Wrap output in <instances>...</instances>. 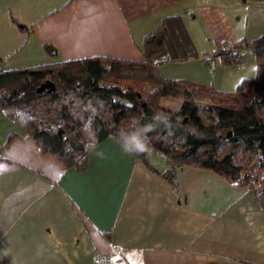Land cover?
<instances>
[{
	"label": "crops",
	"instance_id": "1",
	"mask_svg": "<svg viewBox=\"0 0 264 264\" xmlns=\"http://www.w3.org/2000/svg\"><path fill=\"white\" fill-rule=\"evenodd\" d=\"M177 15L205 58L228 41L264 36V0H0L2 68L142 61L145 38ZM192 63L160 72L221 91L255 74L254 55L237 67L215 57L218 79ZM161 106L176 112L181 101ZM155 153L153 166L166 171ZM177 183L150 172L113 136L94 148L86 171L66 168L0 110V264H94L100 253L113 264H264V212L252 191L190 166L178 170Z\"/></svg>",
	"mask_w": 264,
	"mask_h": 264
},
{
	"label": "trees",
	"instance_id": "2",
	"mask_svg": "<svg viewBox=\"0 0 264 264\" xmlns=\"http://www.w3.org/2000/svg\"><path fill=\"white\" fill-rule=\"evenodd\" d=\"M221 48L200 55L177 15L145 38L142 61L95 57L6 71L0 58V110L66 168L86 171L94 148L113 136L175 189L179 169L209 170L252 191L264 212V36ZM246 55L255 57V76L234 91L160 72L199 59L211 67L217 56L237 67ZM45 84L52 88L39 94ZM163 99L181 101L179 110L163 108ZM150 151L168 163L166 171L153 166Z\"/></svg>",
	"mask_w": 264,
	"mask_h": 264
},
{
	"label": "built area",
	"instance_id": "3",
	"mask_svg": "<svg viewBox=\"0 0 264 264\" xmlns=\"http://www.w3.org/2000/svg\"><path fill=\"white\" fill-rule=\"evenodd\" d=\"M233 46H234L233 42L228 41V42H226L225 44L222 45L221 50H222V52L227 53V52H229L233 48ZM206 104H207V102H205V103H199L198 106H203V105H206ZM114 252L115 253H119V249L118 248H115L114 249ZM94 264H113V262H112V259H111L110 255H108V254H101L100 253L96 257Z\"/></svg>",
	"mask_w": 264,
	"mask_h": 264
},
{
	"label": "rangeland",
	"instance_id": "4",
	"mask_svg": "<svg viewBox=\"0 0 264 264\" xmlns=\"http://www.w3.org/2000/svg\"><path fill=\"white\" fill-rule=\"evenodd\" d=\"M193 63H192V65H190L191 66V70H195V69H197L198 70V66H199V64H203L206 68H207V70L209 71V73H211V75H215L216 76V78L218 79L219 78V73L218 74H216V73H214L215 72V69H216V66L214 65V64H212L211 65V67H208V66H206L205 65V63L202 61H200V59L199 60H196V61H192ZM222 66H224V67H229V66H227V65H224L223 63H222ZM249 69V67H247V70ZM250 70V69H249ZM221 71V69H218V72H220ZM251 73H254V71H252ZM250 75H252L251 77H254L255 76V74H250ZM210 85V84H209ZM210 86H212V85H210ZM214 87V86H213ZM236 88H237V86H236ZM236 88L234 89V90H236ZM229 89H232V88H229ZM233 89L232 90H228V91H234ZM165 107H167V105L165 104ZM166 109V108H165ZM240 134H242V133H240ZM244 134V133H243ZM155 154H158L157 152L155 153ZM158 156H159V154H158Z\"/></svg>",
	"mask_w": 264,
	"mask_h": 264
},
{
	"label": "water",
	"instance_id": "5",
	"mask_svg": "<svg viewBox=\"0 0 264 264\" xmlns=\"http://www.w3.org/2000/svg\"><path fill=\"white\" fill-rule=\"evenodd\" d=\"M49 88H52V85L50 84H45L43 85L39 90H38V93L41 94L43 93L46 89H49ZM230 135V134H229Z\"/></svg>",
	"mask_w": 264,
	"mask_h": 264
}]
</instances>
